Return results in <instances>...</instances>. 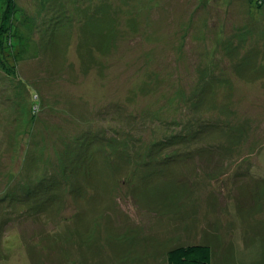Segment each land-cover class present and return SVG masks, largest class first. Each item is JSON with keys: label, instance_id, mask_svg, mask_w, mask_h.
I'll return each instance as SVG.
<instances>
[{"label": "rangeland", "instance_id": "374dc122", "mask_svg": "<svg viewBox=\"0 0 264 264\" xmlns=\"http://www.w3.org/2000/svg\"><path fill=\"white\" fill-rule=\"evenodd\" d=\"M190 244L264 264V3L0 0V264Z\"/></svg>", "mask_w": 264, "mask_h": 264}, {"label": "trees", "instance_id": "16d2710c", "mask_svg": "<svg viewBox=\"0 0 264 264\" xmlns=\"http://www.w3.org/2000/svg\"><path fill=\"white\" fill-rule=\"evenodd\" d=\"M258 2L264 3V0H258ZM17 17L19 16L17 15ZM11 23L13 25L9 24L11 27L7 25L8 27L6 26L3 31V41L7 44V46L5 45L7 49L4 48L5 52H11L14 47H17V42H14L15 35L13 36L16 25L14 21ZM167 260L168 264H212V248L207 244L177 246L168 251Z\"/></svg>", "mask_w": 264, "mask_h": 264}]
</instances>
